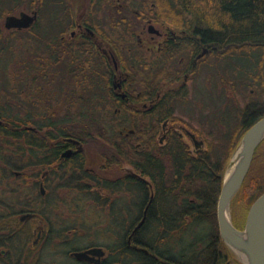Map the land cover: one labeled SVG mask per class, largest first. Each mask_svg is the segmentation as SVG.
Segmentation results:
<instances>
[{
    "label": "flooded vegetation",
    "instance_id": "1",
    "mask_svg": "<svg viewBox=\"0 0 264 264\" xmlns=\"http://www.w3.org/2000/svg\"><path fill=\"white\" fill-rule=\"evenodd\" d=\"M6 1L12 8L5 10L7 30L1 25L0 29L9 37L7 40L12 39L11 44L26 43L23 54L0 56V126L10 132L5 154L11 165L9 174L14 177L13 183L0 182V204L11 213V236L20 240L14 246L25 252L29 242L28 251L36 253L64 246L61 252L70 261L54 264H121L111 257L120 251L112 240L115 235L107 238L114 244L112 249L97 241L79 246L72 242L91 235L86 227L91 217L104 221L107 214L109 218L114 216L116 206H121L127 245L139 250L141 242L134 239L138 231L130 234L145 210L141 200L130 195L139 192L141 185L124 180L131 177L146 181L149 198L154 197V188L149 177L122 157L124 163L119 166L125 173L112 177L109 156L93 150L91 125L78 123L73 113L112 107L110 116L121 127L122 147L139 163L147 154L167 159L164 149L174 135L193 155L204 154L208 141L205 122L220 135L241 130L249 125L245 120L249 103L262 110L264 96L242 100L238 95L225 97L223 90L230 91L236 77L247 72L244 63L232 51L228 56L217 49L210 55L212 50L204 44L196 52L184 41L191 37L188 24L179 25L153 14L155 2L144 9L131 6L133 0H55L50 13L46 0H39L38 7L30 0ZM44 9L52 21L40 17ZM24 12L37 14L29 26L6 25L8 15L21 17ZM34 27L38 31L37 54L35 50L31 54L30 49L29 33L35 31ZM111 29L117 34L111 35ZM125 31L136 39L134 44H128L130 38H125ZM136 50L145 54H136ZM206 74L212 85L204 84ZM162 108L165 113L159 114ZM181 109L203 129L179 118ZM233 112L238 124L230 127L225 118ZM87 119L90 122L94 118ZM80 125L85 129H79ZM11 184L10 188L6 186ZM5 190L18 196L8 199ZM72 191L76 198L66 199ZM36 193L40 199L34 198ZM70 203L81 209L69 216L62 214ZM47 207L61 212L60 217L55 218ZM93 247H102L101 255L75 254ZM6 253V247L0 248V256Z\"/></svg>",
    "mask_w": 264,
    "mask_h": 264
},
{
    "label": "trees",
    "instance_id": "2",
    "mask_svg": "<svg viewBox=\"0 0 264 264\" xmlns=\"http://www.w3.org/2000/svg\"><path fill=\"white\" fill-rule=\"evenodd\" d=\"M46 1L47 8L55 2ZM162 2L173 6L183 16L184 23L188 24L191 37L184 41L194 46L196 52L199 51L201 44H204L212 50L210 55H214L217 49H221L222 55L228 56L232 51V55L244 63L248 79L252 80V83L258 82L256 91L264 96V0H162ZM34 32L38 39V31L35 29ZM3 38L0 36V51L5 47L2 43ZM163 113L164 108L159 110V114ZM262 116L264 109L260 110L250 102L245 113V120L249 125L236 131L232 128L233 132L221 134L219 148H214V143L207 141V151L202 155H193L186 144L175 135L164 149L168 151L167 159L161 157L155 159L147 154L138 163L130 157L124 147L114 146L116 151L111 154V164L121 165L124 160L133 164L143 175L149 177L154 188V197L148 207L146 219L134 237L135 240L142 242L141 248L130 250L124 243L118 254L111 256L113 260L128 264L126 258L134 254L138 256L139 264H242L232 258L229 247L220 236L217 205L226 169L234 150L246 129ZM228 119H231V115H228ZM9 134L8 129L0 126L2 185L14 180L9 174L11 165L7 163L5 154L8 145L6 137ZM263 148L264 139L256 149L250 170L239 190L245 191L249 185L250 206L264 192ZM124 182L139 183L140 191L145 192L147 196L145 199L148 198L146 181L127 177ZM110 189L112 192L113 188ZM8 211L4 204H0V248L6 247L7 250L6 254L0 256V263L33 264L37 261L39 253L28 251L29 242L24 246L27 250L25 252L14 246V242L20 240L11 236L12 229L9 225L11 213ZM25 240L28 241L27 238ZM29 241L31 242V239ZM172 245L180 249L178 253L174 252ZM112 246L111 244L109 248L112 249Z\"/></svg>",
    "mask_w": 264,
    "mask_h": 264
},
{
    "label": "rangeland",
    "instance_id": "3",
    "mask_svg": "<svg viewBox=\"0 0 264 264\" xmlns=\"http://www.w3.org/2000/svg\"><path fill=\"white\" fill-rule=\"evenodd\" d=\"M33 1L35 3H33ZM133 1H135V2L131 6H137V7L144 8V9L145 8L150 9V6L152 5V3L155 2V5H157V6L154 7L155 9H154L153 14H157L158 16L165 17V18H167L168 21L173 22V23H178L179 25L184 24L183 16L181 15V13H179L173 6H170V4L168 5V3L166 4V3L162 2V0H148L149 2H147V0H145V1L142 0V3L140 0H133ZM30 3H32V6H35V7L39 6L38 0H30ZM54 5L55 4L53 3L51 6H49V8L51 10L50 13H52L54 11V8H55ZM11 6H12V4L10 5L8 1L0 0V25L2 26V29L4 31L7 30L4 26L5 15L7 13L5 10L11 9L12 8ZM44 11L47 14H45ZM44 11H42L41 18L46 17V19H47L46 22L52 21V19H51L52 16L45 9H44ZM94 15H96V11L94 12ZM131 16H133V15H131ZM142 24H143V22L140 23V27H139V25H137L138 30L141 29ZM2 29H0V34L4 32ZM110 31H111L110 32L111 35L117 34V32L112 31V29ZM5 34H6V32H5ZM29 35H30V49L32 50L31 54H32V52L35 53V51L37 54L38 43L36 42L37 38L35 36V32L32 31L29 33ZM1 36L4 37L2 39V43L5 45L3 51H0V56H2L1 58H9L10 56H17V55L23 54V53H21V51L23 49V46H26L25 42H19V44L16 42V45H15V44H11L10 41L12 39L11 40L6 39L9 37L4 35V33L1 34ZM124 36H125V38H127V40H128V38H130V41L128 44H134V40L136 41L135 38L129 36L127 31H125ZM144 37H145V34L143 35V38ZM127 40H126V42H127ZM22 43H24V45ZM17 45H19V47H16ZM126 47H129V45H127ZM136 54H145V52L144 51L139 52L138 50H136ZM10 58H13V57H10ZM94 80H95V78H94ZM246 80H248L247 83H246ZM211 81H212L211 78L209 79L208 75L206 74L204 77V84L206 86L212 85ZM257 86H259L258 82L252 83V80H249L248 76L246 74H243V76H237L235 81H234L233 86L230 88V91L226 92L223 90V94H224V96L226 94H229L230 97L234 96V95H238V98H240L241 100L248 97V96H249V99L250 98L254 99L256 97H262V94L258 93L256 91ZM223 88H225V87H223ZM234 91H236L237 94L234 93ZM112 110H113L112 107L109 110L78 109L73 114H74V116H76L78 123H81L84 125H87V124L91 125L92 136H93V140H92L93 150L95 153H98V152L100 154L104 153V154L109 156V161H110L109 167L111 168V176L117 177V176L123 175V173H125V170L120 169L121 166H119V165L111 164V154L114 153V151H116V149H114V146H116V145L122 146V142L120 141V137H119L120 136L119 135V129L121 127L119 126L117 120L113 119V117L110 116V114L112 113ZM62 111H63L62 113H65L64 110H62ZM178 114H179V118L182 117L183 119L190 121L195 126L194 128L203 129L202 127H200V128L197 127V124L193 123L192 118L187 117L186 116L187 113L185 111H183L182 109L180 111H178ZM89 116H93L94 119L90 122H87V120H88L87 118ZM225 123H226V125L231 124L230 127H233L234 125L238 124V118L236 117V114L233 112L231 115V119L227 120V118H225ZM204 126H206L204 130L206 131V137H207L208 142L210 141V142L214 143L213 144L214 148H219L218 143L220 142L219 141V138L221 137L220 134H216V132L214 133V130H215L214 126H212L211 124H208L207 122H205ZM78 128L79 129H85V126L80 125ZM227 128H229V127L227 126ZM187 141H189L191 146H193V143L189 139H187ZM96 151H98V152H96ZM262 151L264 153V148L262 149ZM217 152H219V149H217ZM94 156H96V155H94ZM262 172H263V170L261 168V173ZM11 183H13V180ZM6 186L10 188L12 186V184L6 185ZM3 187L4 186H2V188ZM7 190H5V192L3 194L8 199H13V198H16L18 196V195H12ZM26 192H27V190H26ZM238 192L231 201L229 211H230V215H231V220L234 223V225L239 229H243L245 227L246 216H247L248 209L250 206L249 205V185L247 186V188H245V191L243 190V191H240L239 193ZM31 195H32V192H31ZM67 195L68 196H66V199H68V200L69 199L73 200L76 198L74 191L69 192ZM33 196L35 199H40V196H38V193H36ZM120 207L121 206H116V208L112 212V215H114L113 217L109 218L111 215L107 214L106 219L104 221H102L103 226L100 223L98 224L96 222H93L92 220H89L86 227H87L88 231L90 232L89 235L90 234L91 235L88 237H83L81 239L74 240L72 242L73 245L79 246V245H83V244H86V243L91 242V241H97V242L104 243L108 247L111 246L110 241H108L106 238H110V237H108V235H112V236L113 235H119L120 231H118V229H120L122 224H123V218L121 216L123 215L122 209L124 207H121V208ZM80 209H81L80 207H75L72 205V203H70V204H68V208H64V210H63L64 212L62 211V214L69 216V215L73 214L75 210L78 211ZM47 210H49L50 214H52L55 218H58L61 215L60 214L61 212H58L57 210H55L52 207H47ZM119 225H121V226L119 227ZM101 228H103V229H101ZM98 236H102V237L98 238ZM103 237H105V238H103ZM115 242H113V243L115 245H117L121 241L115 240ZM114 244H112V245H114ZM172 248H173L174 252H176V253H178L180 250L175 245H172ZM62 249H65V247L60 246L56 250L45 248L44 251L40 252L41 254L39 253V257L37 258V261L33 262V264H54V263L60 262L61 260H66L67 262L70 261L62 253L65 251ZM229 250L233 255L232 258H235L238 262L243 264V262L239 259L238 255L235 254L230 248H229ZM126 263H128V264H139L140 262H138V256H135L134 254H132V255H130V257L126 258Z\"/></svg>",
    "mask_w": 264,
    "mask_h": 264
},
{
    "label": "water",
    "instance_id": "4",
    "mask_svg": "<svg viewBox=\"0 0 264 264\" xmlns=\"http://www.w3.org/2000/svg\"><path fill=\"white\" fill-rule=\"evenodd\" d=\"M37 14L22 13L21 17L7 16V26H29ZM206 50L202 52L204 54ZM201 54V55H202ZM264 139V116L259 118L242 136L228 163L217 205V217L220 236L226 245L245 261L243 264H264V192L249 208L245 227L237 228L228 217L227 212L234 196L240 190L255 155L256 148ZM136 226L134 232L141 226ZM102 247H93L86 251L76 252L77 257L101 255Z\"/></svg>",
    "mask_w": 264,
    "mask_h": 264
},
{
    "label": "bare ground",
    "instance_id": "5",
    "mask_svg": "<svg viewBox=\"0 0 264 264\" xmlns=\"http://www.w3.org/2000/svg\"><path fill=\"white\" fill-rule=\"evenodd\" d=\"M53 29V27L51 26L50 27V30H52ZM131 197H132V199H139V200H141V202L142 201H144V203H142V208L145 210L144 211V214H143V216H141V218H140V220L136 223V225L134 226V228L132 229V232H131V234H130V237L133 235V234H135L136 233V231H138L140 228H141V226L143 225V223H144V221H145V219H146V216H147V210H148V207H149V205H150V203L152 202V200H153V197H151V198H147V199H145L147 196H146V194H145V192L144 191H137V192H134V193H132L131 195H130ZM130 197V198H131ZM130 198H128L127 197V199H130ZM227 215H228V217L231 219V215H230V211L228 210V212H227ZM143 218H144V221H143V223L141 224V226L134 232V229L136 228V226L143 220ZM90 220H92L93 222H96V223H100L102 226H103V223H102V220L101 219H98V218H95V217H91L90 218ZM120 227V226H119ZM118 231H120V234L119 235H115L114 236V238L112 239L113 240V242H115V240H119V241H121V242H119L116 246H118V248H119V250H121V245L122 244H124V243H126V246L125 247H127V249H130V250H132V249H134V248H130V247H128V245H127V238H126V233H127V228L126 227H123V226H121V228L120 229H118ZM102 236H98V238H101ZM103 238H105V237H103ZM107 239V238H106ZM141 242V241H140ZM116 243V242H115ZM142 243V242H141ZM137 244H139V242L137 243ZM140 246V245H139ZM125 249V248H124ZM114 255H116V254H114ZM239 257H240V259L241 260H243V261H245V259H244V257H242L241 255H239Z\"/></svg>",
    "mask_w": 264,
    "mask_h": 264
}]
</instances>
